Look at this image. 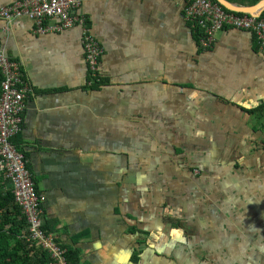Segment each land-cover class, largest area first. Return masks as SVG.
<instances>
[{
	"label": "crops",
	"instance_id": "0c3cea01",
	"mask_svg": "<svg viewBox=\"0 0 264 264\" xmlns=\"http://www.w3.org/2000/svg\"><path fill=\"white\" fill-rule=\"evenodd\" d=\"M188 2L82 0L97 86L80 26L0 20L31 87L19 140L44 218L82 264H264V52L234 27L203 48Z\"/></svg>",
	"mask_w": 264,
	"mask_h": 264
},
{
	"label": "built area",
	"instance_id": "2783aa9c",
	"mask_svg": "<svg viewBox=\"0 0 264 264\" xmlns=\"http://www.w3.org/2000/svg\"><path fill=\"white\" fill-rule=\"evenodd\" d=\"M82 0H17L0 6V20L11 21L28 16L40 33L61 31L68 27L82 28V42L89 69L88 84L100 81V59L103 46L93 33L88 17L80 12ZM185 18L195 33L199 25V44L211 48L218 31L234 27L253 32L264 52V18L225 8L215 0H189ZM0 71L3 80L0 91V172L12 181L16 202L28 221L26 238L47 249L58 264H68L67 248L58 243L54 233L44 228V208L28 158L12 141L22 130L23 113L31 87L19 60L10 57L0 46Z\"/></svg>",
	"mask_w": 264,
	"mask_h": 264
},
{
	"label": "trees",
	"instance_id": "16d2710c",
	"mask_svg": "<svg viewBox=\"0 0 264 264\" xmlns=\"http://www.w3.org/2000/svg\"><path fill=\"white\" fill-rule=\"evenodd\" d=\"M262 17L264 18V12ZM200 31V26L196 25L195 35L198 43ZM2 80L3 74L0 71V91ZM99 82H96L93 86H97ZM251 111L264 114V105ZM12 141L20 151L25 153L19 140V134L13 136ZM28 224L22 207L15 200L12 181L0 172V264H58L47 249L32 243L26 238ZM56 225L57 222L55 220L46 219L44 228L47 232L54 233ZM56 240L67 248L68 264H82L81 250L79 248L63 244L57 237Z\"/></svg>",
	"mask_w": 264,
	"mask_h": 264
},
{
	"label": "water",
	"instance_id": "95a60500",
	"mask_svg": "<svg viewBox=\"0 0 264 264\" xmlns=\"http://www.w3.org/2000/svg\"><path fill=\"white\" fill-rule=\"evenodd\" d=\"M220 4H222L227 9L241 12V13H248L257 16H262L264 12V0H260L257 4L252 6H241L238 4L233 3L230 0H217Z\"/></svg>",
	"mask_w": 264,
	"mask_h": 264
}]
</instances>
